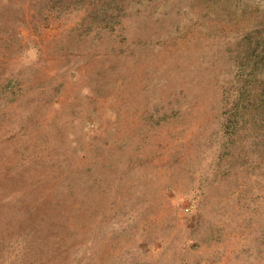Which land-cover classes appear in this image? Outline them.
<instances>
[{"label":"rangeland","instance_id":"rangeland-1","mask_svg":"<svg viewBox=\"0 0 264 264\" xmlns=\"http://www.w3.org/2000/svg\"><path fill=\"white\" fill-rule=\"evenodd\" d=\"M0 264H264V0H0Z\"/></svg>","mask_w":264,"mask_h":264}]
</instances>
